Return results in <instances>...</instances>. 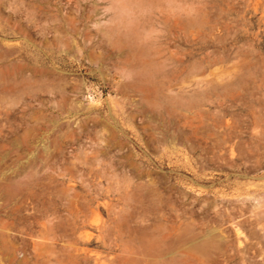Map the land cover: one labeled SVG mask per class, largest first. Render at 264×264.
Returning a JSON list of instances; mask_svg holds the SVG:
<instances>
[{
  "label": "rangeland",
  "instance_id": "374dc122",
  "mask_svg": "<svg viewBox=\"0 0 264 264\" xmlns=\"http://www.w3.org/2000/svg\"><path fill=\"white\" fill-rule=\"evenodd\" d=\"M262 14L264 0H0V264H264V171L204 145L188 98L209 92V66L264 49ZM91 86L107 96L88 102Z\"/></svg>",
  "mask_w": 264,
  "mask_h": 264
},
{
  "label": "crops",
  "instance_id": "0c3cea01",
  "mask_svg": "<svg viewBox=\"0 0 264 264\" xmlns=\"http://www.w3.org/2000/svg\"><path fill=\"white\" fill-rule=\"evenodd\" d=\"M262 19L264 20V14ZM248 46L250 50L245 54L236 56L228 63L214 64L204 70L203 79L205 84L208 83L209 92L205 88L203 95H188V98L189 107L202 108L200 114L203 117L204 145L209 142L208 146L214 148L218 141V147L226 150L224 162L235 165L252 164L258 172H262L264 49L261 45ZM195 99L198 100L197 104ZM110 102L113 106L112 102L122 103L129 110L134 109V106L139 109L151 106L150 95H114L109 104Z\"/></svg>",
  "mask_w": 264,
  "mask_h": 264
},
{
  "label": "bare ground",
  "instance_id": "6f19581e",
  "mask_svg": "<svg viewBox=\"0 0 264 264\" xmlns=\"http://www.w3.org/2000/svg\"><path fill=\"white\" fill-rule=\"evenodd\" d=\"M245 67V66H244ZM239 68V67H238ZM190 78V77H189ZM206 80V79H205ZM162 200V199H161ZM155 210H157L156 208H154ZM161 210V209H160ZM152 212V211H151ZM155 212V211H154ZM157 212V211H156ZM159 212V211H158ZM85 215V214H84ZM161 216V215H160ZM163 216V215H162ZM134 218V217H133ZM164 218V217H163ZM130 219V218H129ZM85 222V221H84ZM82 223V222H81ZM129 223V222H128ZM127 223V224H128ZM156 223V222H155ZM158 223V222H157ZM84 224V223H83ZM161 225H162V223H160ZM166 224V223H165ZM125 225H126V223H125ZM81 226V225H80ZM158 226V225H157ZM77 227H79V226H77ZM138 227V226H137ZM161 227V226H160ZM133 228V227H132ZM152 228H153V226H152ZM136 229V228H135ZM155 229H157V228H154V230ZM166 229V228H165ZM137 230V229H136ZM139 230V229H138ZM150 230V229H149ZM148 230V231H149ZM260 230H262V229H260ZM134 231V230H133ZM147 231V232H148ZM150 231H152V229L150 230ZM157 231V230H156ZM261 232H263V231H261ZM151 233V232H150ZM153 233V232H152ZM154 233H156V232H154ZM160 233H161V231H160ZM167 233V232H166ZM159 234V233H158ZM163 234V233H162ZM132 235V234H131ZM161 235V234H160ZM259 235V234H258ZM152 236V235H151ZM158 236V235H157ZM173 236V234L172 233H169V235H167L164 239V241H166V240H169L171 237ZM193 236V235H192ZM262 236H264V234H262ZM152 237H154V236H152ZM191 237V236H190ZM158 238H160V237H158ZM157 238V239H158ZM174 238V237H173ZM150 239H151V237H150ZM155 238H153V240H154ZM172 239V238H171ZM191 239V238H190ZM161 240V239H160ZM173 240V239H172ZM172 240H170L171 241V243H172ZM162 241V240H161ZM191 241V240H190ZM131 242V241H130ZM192 242V241H191ZM131 244V243H130ZM172 244H174V243H172ZM171 244V245H172ZM132 245H133V243H132ZM131 245V246H132ZM139 246V245H138ZM148 246V245H147ZM159 246V247H158ZM158 246H156L155 244L154 245H152L151 247H149V248H147V252H155V253H159V254H161V253H163L164 251L163 250H161V249H159L160 248V245L158 244ZM174 246V245H173ZM172 246V247H173ZM192 246V245H191ZM130 247V246H129ZM133 248V247H132ZM170 248L171 247H169V249L168 250H170ZM205 245H194L193 246V250L195 251V252H204L205 251ZM132 251H134V250H132ZM135 251H136V248H135ZM140 251V250H139ZM122 260H121V264H139L140 263V261H139V263H138V261H136V260H130L129 258H121ZM145 259V258H144ZM144 259H143V261H144ZM142 264V263H141Z\"/></svg>",
  "mask_w": 264,
  "mask_h": 264
},
{
  "label": "built area",
  "instance_id": "2783aa9c",
  "mask_svg": "<svg viewBox=\"0 0 264 264\" xmlns=\"http://www.w3.org/2000/svg\"><path fill=\"white\" fill-rule=\"evenodd\" d=\"M98 92L99 95H93V93ZM107 95H104V91L102 88L99 86L96 87H90L87 89V95H84V99L87 100L88 102L92 101H98V100H103Z\"/></svg>",
  "mask_w": 264,
  "mask_h": 264
}]
</instances>
